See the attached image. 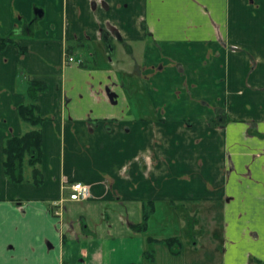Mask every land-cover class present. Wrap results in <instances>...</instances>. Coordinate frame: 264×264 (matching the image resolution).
<instances>
[{
  "label": "crops",
  "instance_id": "obj_1",
  "mask_svg": "<svg viewBox=\"0 0 264 264\" xmlns=\"http://www.w3.org/2000/svg\"><path fill=\"white\" fill-rule=\"evenodd\" d=\"M16 30L0 50V264H159L148 238L179 237L166 253L182 256L187 218L207 264H264V0H0V35ZM77 39L95 66L68 61ZM29 79L48 86L40 184L4 168L6 140L33 128Z\"/></svg>",
  "mask_w": 264,
  "mask_h": 264
},
{
  "label": "trees",
  "instance_id": "obj_2",
  "mask_svg": "<svg viewBox=\"0 0 264 264\" xmlns=\"http://www.w3.org/2000/svg\"><path fill=\"white\" fill-rule=\"evenodd\" d=\"M36 23V20H34ZM16 36H18L17 30L9 35H0V50L5 49L9 44H17ZM103 41L108 45L110 49H113L112 42L108 39L104 33ZM85 40H72L69 41L66 48V54L68 57H74V55L81 51L87 50L88 46ZM22 52L26 51V48L20 47ZM88 52V51H86ZM81 66L87 65L86 60L80 61ZM28 96L30 101L23 103L18 107L20 117L24 122L30 124L33 128L28 132L20 136H13L6 140L4 145V168L8 178L15 183H21L26 180V169L32 168L33 181L36 184L43 182L42 171L39 168V164L42 161V132L38 126L43 122V117L40 113L39 94L48 89L46 82L42 80H28ZM221 116L212 122L213 125L219 124ZM155 211V202L148 201L145 204L143 219L140 223L134 225L135 231L144 232L148 229V223L151 215ZM158 242L165 243L174 254H178L174 248L181 245V239L177 236L169 237L164 240H159L153 237L148 238V243L152 246L145 251L144 256L148 260H154L155 248L154 244ZM141 264V263H130Z\"/></svg>",
  "mask_w": 264,
  "mask_h": 264
},
{
  "label": "rangeland",
  "instance_id": "obj_3",
  "mask_svg": "<svg viewBox=\"0 0 264 264\" xmlns=\"http://www.w3.org/2000/svg\"><path fill=\"white\" fill-rule=\"evenodd\" d=\"M102 54L104 55V52H102ZM75 55L77 56V58H76L77 61L79 60V62H80L81 60L87 58L88 64L91 65L90 67L95 66L94 62H92L90 57H89V56H91L89 52H86V51L85 52H77ZM112 57L116 61L118 59V57H120V53L118 52L117 54H114ZM141 57H142L141 53H137L136 56L131 57V59L124 57L123 63L128 65L131 68V70H133L135 72L134 74H131V75H134V76L141 75V70H142V67H141L142 58ZM73 61H75V58ZM56 211H59V209L58 208L54 209V213ZM190 216H194V214H191ZM185 220H186V218H185ZM190 221H191V219L187 218V224L188 225H186L184 230H183V235H182L183 252H184L183 255L182 256L181 255L180 256L171 255V258H173V259L172 260L167 259V256H169L166 253L168 251V248L165 244H162V245L157 247L158 253L160 255L159 264H207V262H206L207 259L210 258V255L212 257V254L209 251L210 250L209 245L203 246V247L199 246L197 249L198 253L195 251L196 249H192L194 243L199 241V237L196 236L195 228L192 225V223H188ZM160 222H161V213H160V215L158 214L157 219L155 220L154 224L158 225ZM164 222H163V224H164ZM219 227L222 228V224H220ZM220 232H221L220 229L216 228V230L214 229L213 234H215V233L219 234ZM157 235L159 237H168V236L176 235L175 224H173V222L171 220L166 221L164 226H163V230L161 232H159ZM214 237H216V236L214 235Z\"/></svg>",
  "mask_w": 264,
  "mask_h": 264
},
{
  "label": "built area",
  "instance_id": "obj_4",
  "mask_svg": "<svg viewBox=\"0 0 264 264\" xmlns=\"http://www.w3.org/2000/svg\"><path fill=\"white\" fill-rule=\"evenodd\" d=\"M73 57H68V61L72 62ZM70 194L69 198L72 200H82L88 198L90 195V187L83 182H74L70 185ZM55 214H59V211H56Z\"/></svg>",
  "mask_w": 264,
  "mask_h": 264
}]
</instances>
